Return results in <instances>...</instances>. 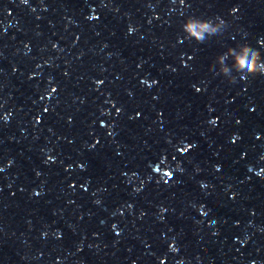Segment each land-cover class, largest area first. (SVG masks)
<instances>
[{
  "label": "clouds",
  "instance_id": "9594fccd",
  "mask_svg": "<svg viewBox=\"0 0 264 264\" xmlns=\"http://www.w3.org/2000/svg\"><path fill=\"white\" fill-rule=\"evenodd\" d=\"M228 27L227 22L217 16L214 19H202L196 16H188L181 25L184 39L194 40L198 44L205 43L213 36L223 34ZM231 57V66L225 64L224 56ZM227 79L229 83H236L237 73L241 78L251 76L253 78L264 76V53L258 48H252L248 43L229 47L223 55H218L215 63L210 65V71H214Z\"/></svg>",
  "mask_w": 264,
  "mask_h": 264
}]
</instances>
